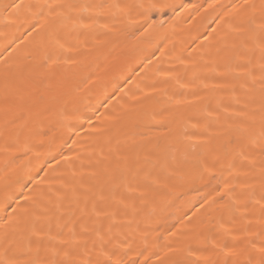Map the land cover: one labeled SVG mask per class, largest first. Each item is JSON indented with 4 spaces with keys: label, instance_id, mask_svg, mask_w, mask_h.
Returning <instances> with one entry per match:
<instances>
[{
    "label": "snow or ice",
    "instance_id": "1",
    "mask_svg": "<svg viewBox=\"0 0 264 264\" xmlns=\"http://www.w3.org/2000/svg\"><path fill=\"white\" fill-rule=\"evenodd\" d=\"M25 7L36 9L28 34L39 38L43 55L20 85L4 69L0 138L22 144L18 150L27 155L39 113L23 102L36 83L51 79L53 66L76 63L64 55L74 35L134 12L147 18L158 6L13 0L5 11ZM223 8L208 34L214 43L202 55L207 71L193 75L199 86L192 99L176 100L123 135L104 136L86 159L50 151L23 178L19 196L6 197L0 264H264V0H234ZM81 118L67 125L69 138L83 127ZM205 176L218 183L216 195L203 198V218L188 217L192 227L153 247L149 229L157 204L178 184Z\"/></svg>",
    "mask_w": 264,
    "mask_h": 264
},
{
    "label": "bare ground",
    "instance_id": "2",
    "mask_svg": "<svg viewBox=\"0 0 264 264\" xmlns=\"http://www.w3.org/2000/svg\"><path fill=\"white\" fill-rule=\"evenodd\" d=\"M45 2L100 0H23L26 6ZM118 2L158 7L148 13L147 18L134 12L130 18L117 16L74 35L73 47L64 55L70 54L76 63L71 67L53 66L49 70L51 79L36 83L37 90L23 102L25 109L39 113L33 117L31 125L38 133L33 137L32 151L25 155L18 150L22 149V144H6L0 138V206L7 196L13 193L19 196L23 178L34 174L33 170L50 151L61 150L65 156L72 157L81 154V159H86L94 142L104 136L123 135L176 100L192 99V93L198 91L199 86L193 75L207 71L202 55L214 43L208 34L217 28V17L224 11L223 6L234 0ZM11 3L13 0H0V122L4 119L5 108L4 69L9 68L12 79L20 85L27 77L28 67L37 64L43 55L38 46L39 38L35 33L28 34L36 9L25 7L18 13L5 11V5ZM49 84L50 89L46 87ZM76 115L82 117L79 123L83 127L77 128L76 135L69 138L67 125L77 122ZM84 116H92V120L85 122ZM65 140H68L67 145ZM73 140L77 143L73 144ZM68 148L73 151L69 152ZM54 163L49 157L48 166ZM74 164L79 166L78 161ZM217 183V179L207 176L203 179L191 177L173 188L155 208L149 243L155 247L173 242L172 232L192 227L186 223L188 217L195 214L202 219L203 198L209 193L216 195L213 189ZM23 191L27 193L28 188ZM182 217L184 223L177 224ZM173 224L177 225L176 229H172Z\"/></svg>",
    "mask_w": 264,
    "mask_h": 264
}]
</instances>
